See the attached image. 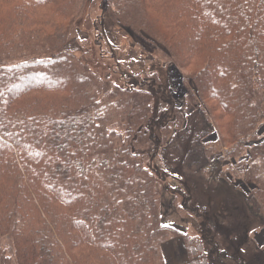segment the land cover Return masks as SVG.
Returning a JSON list of instances; mask_svg holds the SVG:
<instances>
[{
    "label": "trees",
    "instance_id": "1",
    "mask_svg": "<svg viewBox=\"0 0 264 264\" xmlns=\"http://www.w3.org/2000/svg\"><path fill=\"white\" fill-rule=\"evenodd\" d=\"M90 1L0 0V236L15 238L21 264H165L162 244L172 232L179 235L163 222L159 183L165 181L149 171L145 179L134 177L142 171L128 160L132 155L114 148L123 143H113L116 133L97 119L105 116L99 81L68 49ZM113 2L102 0V11L118 24ZM141 4L146 29L196 81L204 115L218 114L229 148L224 159L250 155L242 171L251 191L201 178L214 193L205 209L190 211L204 223L229 226L228 245L239 264H262L255 259L264 255L255 234L264 229V142L250 143L264 125L255 104L264 95V0ZM18 54L26 59L5 64ZM184 187L193 191L191 183ZM204 235L181 236L185 264H214V250L216 262L225 257Z\"/></svg>",
    "mask_w": 264,
    "mask_h": 264
},
{
    "label": "rangeland",
    "instance_id": "2",
    "mask_svg": "<svg viewBox=\"0 0 264 264\" xmlns=\"http://www.w3.org/2000/svg\"><path fill=\"white\" fill-rule=\"evenodd\" d=\"M141 3L142 0H114L113 5L119 10L116 18L123 26L111 21V16H105L102 0H91L74 23V36L68 49L75 61L82 63L81 69L99 81L102 94L97 100H104L105 116L97 119L100 125L105 124L108 133H116L113 143H123L114 148L128 150L132 155L128 160L142 171L132 172L134 177L141 175V179H145L149 171L165 181L159 183L164 189L161 198L163 222L177 228L179 235L174 236L172 232L169 241L162 244L164 263L185 264L188 255L181 236L205 238L206 231L215 239L218 249L225 250V257L217 262L214 250L211 255L214 264H234L233 261L239 264L228 245L232 247L230 239L233 238L229 226L223 220L220 221L223 226L204 223L203 217L194 215L190 208L205 209L209 196L214 193L215 188L205 186L201 178L215 183L217 179H225L251 191L252 184L245 183V170L242 171L250 155L244 152L237 159H224L229 148L225 147L215 122L218 114L213 118L209 116L210 120L204 115L196 81L183 67L179 56L172 57L163 39L146 29ZM20 55L5 64L23 62L26 57ZM255 104L264 112L263 94ZM86 110L93 112L88 103ZM258 138L250 145L264 142V125L258 130ZM199 167H204L201 173ZM190 183L193 191L187 192L184 185ZM190 193L193 203L188 202ZM221 194L224 196L225 192L222 190ZM221 213L223 218L227 216L224 208ZM255 235L251 236L257 238L264 250V229ZM18 252L12 235L0 236V264H21L22 255ZM255 259L264 264V255Z\"/></svg>",
    "mask_w": 264,
    "mask_h": 264
}]
</instances>
